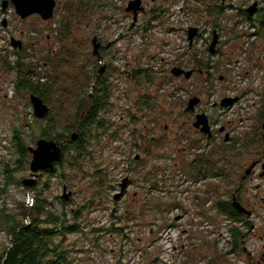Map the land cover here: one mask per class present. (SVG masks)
<instances>
[{"label":"rangeland","instance_id":"374dc122","mask_svg":"<svg viewBox=\"0 0 264 264\" xmlns=\"http://www.w3.org/2000/svg\"><path fill=\"white\" fill-rule=\"evenodd\" d=\"M4 1L0 0V206L6 214L19 219L23 215L29 222L27 213L41 190L54 209L61 213L64 210L61 202H65L63 189L67 186L68 192H72L69 205L65 208L71 213L69 217L83 212L80 222L83 232L68 234L66 243L76 264H247L249 252L264 251V240L261 242L264 232L244 228L239 222L231 223L213 209L215 199L222 197L220 188L218 191L219 184L208 189V184L204 182L192 184L195 192L191 196L185 193L190 186L187 182H193L194 172L189 170L193 159L189 145L198 138L192 126L193 114L187 110L189 102L199 97L202 102L197 111L214 114L213 104L229 95L227 91L232 87L218 81L223 68L217 70L216 82L206 83L207 80L202 78L193 63L194 52L203 60L207 59L206 41L196 42V47L192 49L186 32L189 27L201 25L208 33L214 23L223 26L229 19L232 25L236 13L228 6L232 4V8H241L243 0L226 1L228 10H225L224 19L218 18L213 9L216 0H203L205 4L193 8L177 0H143L146 9L135 26L134 17L126 12L132 0H114L107 13L110 21H103L100 8H96L91 17L73 22L67 46L79 50L81 58L85 56L81 65L91 70L98 64V72L107 65L110 71L113 84L111 106L103 114L110 123L107 124V133L106 130L104 133L95 129L98 137L91 138V154L82 162L80 169H74L69 159L57 174H40L36 186L38 191L23 184L33 177V155L29 151L28 159L21 164L14 136L18 130L28 150L35 149L42 139V126L46 124L38 122L40 120L35 117L31 94L16 96L15 73L5 69L2 59L8 57L9 61L15 62L18 57L16 52L27 51L49 67L47 58L50 56L57 60L63 51L56 31L62 26L65 8L71 0H56L55 18L50 21H44L37 15L22 20L12 3L4 11ZM103 15L106 16L105 13ZM4 20L8 21L6 28L3 27ZM95 37L103 44L99 56L94 53ZM13 38L23 42L22 49H15ZM207 38L208 34H205L203 39ZM146 67H154L157 78L151 82L143 80L137 86L131 81L129 73ZM176 67L188 72L195 70L196 73L191 79L178 78L171 72ZM67 74L75 76L71 70ZM97 74L90 84L80 81L81 91L85 90V93L80 91L79 94L85 96L84 100L91 99ZM144 97H148L146 102L151 103L150 108L143 105L146 102H138ZM253 101L257 98H251L249 105H253ZM240 108L226 111V114L217 112L216 116L221 124L236 130V135L244 134L251 122L241 124L236 114L241 111ZM67 109L75 115L78 102L68 105ZM251 113L250 110L245 111L248 117ZM232 120H236V124H230ZM69 125V121L61 119L59 134L69 135ZM114 135L117 138H113ZM183 157L188 159L184 164L181 163ZM8 170H11L10 173ZM102 173L106 176V181H103L105 187L98 184ZM130 176L135 181L134 185L127 188L128 193L126 190L120 199L115 200V195L121 191L122 180ZM150 178L155 179L151 182L159 183L158 189H153L150 182L146 184ZM209 190L213 200L205 214H200L206 191ZM147 194L151 195L152 202L143 209L141 200ZM25 198L33 202L26 203ZM180 198L181 206L185 204L196 210L195 213L189 212V219L196 221L192 225L178 222L179 207L169 210L173 204H179ZM90 202L93 204L86 208ZM207 217L211 221L206 224ZM253 219L260 226L264 210L256 209ZM234 223L244 235L250 233L247 253L243 252V245L239 247V252H234L230 242V225ZM114 226L124 231H106ZM0 234L9 238L8 245L0 243L1 255L12 246V238L2 227Z\"/></svg>","mask_w":264,"mask_h":264},{"label":"trees","instance_id":"16d2710c","mask_svg":"<svg viewBox=\"0 0 264 264\" xmlns=\"http://www.w3.org/2000/svg\"><path fill=\"white\" fill-rule=\"evenodd\" d=\"M113 1L71 0L65 8V16L61 20L62 26H59V29L56 31L59 34V42L62 44L63 51L57 57L58 61L52 59L50 56L47 58L48 63L50 62L49 67L42 64V61H39V59H35L27 51L22 53L16 52L18 57L15 62L9 61L8 57L2 59L5 69L11 73H15L14 89L16 96H24V94L37 95L50 107L49 116L38 121L46 124V126H42L41 138L55 141L64 140L65 142L62 145V159L55 164L53 169L42 174H57L60 168L65 167V163L69 159L74 169H80L82 162L91 154V138L98 137V134L95 135V129L98 131L102 130L104 133L106 130L107 133V124L110 122L104 119L103 114L111 106L113 84L111 83L110 71L107 69L105 73L99 74L98 64L92 67V71L81 65L80 62L85 56L81 58L80 51L68 47L67 42L71 37L72 23L86 17H91L97 11L96 8H100V15L103 21H110L107 13L113 6ZM186 1L188 6L192 5L190 8L195 7L192 0ZM103 13L106 14L105 17ZM197 56L198 53L194 52L193 63L195 67L201 70L207 69L202 66L201 61L197 60ZM60 70L65 72L61 73ZM69 70L75 73L74 77H71V74H67ZM95 74L97 75L92 97L90 100H84L85 96L83 97L81 93H85V90L81 91L80 81H87L90 84L94 80ZM156 74L154 67L140 68L133 71V76L130 79L137 86H140L143 80L151 82L156 79ZM80 91L81 93L79 94ZM146 99L148 97H144L138 102H146ZM76 102H78V111L73 115L69 112L67 106H71ZM143 105L150 108L151 103L146 102ZM61 119H65L70 123L67 131L69 135L67 136H63L58 132L59 121ZM79 127H81L80 135L76 141L71 143V134L77 132ZM14 138L18 144L22 164L28 159L29 150L21 139L18 130L15 132ZM113 138L117 137L114 135ZM10 171L8 170V173ZM206 171H208V168ZM206 171L201 167L196 169L195 172L199 176H202V173ZM105 177L103 173L99 175L98 180L100 182L98 181V184H102L101 187L106 186V183H103V181H106ZM153 180L155 179L150 178L148 182L152 183L153 189H158L159 183L157 181L151 182ZM34 190L38 191V188L35 187ZM197 198L200 199V196ZM35 200L29 214L27 213L29 222L23 215L19 219V217H15L14 215L6 214L4 208L0 206V227L5 229L12 238V243L10 244L12 246L1 253L0 262H4L5 264H76L75 259L71 256V250L66 247V243L68 234L83 232L80 223L83 218V212L79 211L72 215V217H69L71 213H68L65 208L69 205L70 201H62L64 210L59 213L54 209L52 202L44 195L42 190L38 192L37 199ZM212 200L211 190L206 191V198L203 204L205 205ZM89 204L93 203H88V207L86 206V208H89ZM212 206L219 214L228 220L231 219V223L241 216L237 211L230 209L221 196L215 199ZM174 207H179L178 203L173 204L169 210ZM201 212L200 214H204L203 210ZM230 229L232 237L230 242L233 247L239 249L244 233L238 228L237 223L231 224ZM106 231L112 233L123 232L124 230L114 226V228H109Z\"/></svg>","mask_w":264,"mask_h":264},{"label":"flooded vegetation","instance_id":"af4514ba","mask_svg":"<svg viewBox=\"0 0 264 264\" xmlns=\"http://www.w3.org/2000/svg\"><path fill=\"white\" fill-rule=\"evenodd\" d=\"M180 1L187 4L186 0ZM226 1L231 2L232 0H216V4L213 6L218 18L224 19L225 10H228ZM192 2L195 6L206 3L203 0H192ZM243 3L241 8H232V4L228 6L236 13V17L234 20L232 19V25H230L231 19H229L223 26L217 24L218 27L214 23L208 33L204 31L205 28L201 25L189 27L186 32L190 42L189 47L192 49L196 47V42L206 41L207 59L203 60L201 55L197 56V60L201 61L202 66L207 68L205 70L197 68L202 78L207 80L206 83L213 84L216 82L217 70L223 68L218 76V81L226 82L232 87H229L230 90L227 91L229 95L223 96L219 103L213 104L212 111L215 115L208 111H197L202 100L194 111H190L193 114L192 126L198 138L197 141H193L189 145L190 154L193 156L189 170L194 172L192 175L193 182H187L190 186L185 193L191 196L195 192L192 189V184L204 182L208 184L207 189L211 185L219 184L218 191L220 188L222 199L230 209L241 215L235 222H239L242 227L252 231L264 232V220H261L263 225L257 226L253 219L256 209L262 208L264 210V0H243ZM127 13L135 17L134 13ZM190 28L197 30L192 41L189 35ZM205 34H208L209 38L204 40ZM214 41H216V46L211 50ZM102 49L103 46L99 53L102 52ZM105 67L106 70L103 73L108 69L107 65ZM101 70L99 74H101ZM192 72L191 78L196 73L195 70ZM132 76L133 72L129 73V77ZM180 77L186 78L185 76ZM253 97H256L257 101H253V105H249ZM225 99L234 100V103L223 107L222 102ZM240 106L241 111L236 114L237 117H240L241 124L249 120L251 122L244 134L236 135V130L230 125L221 124L216 116L217 112L226 114V111H233ZM246 110L252 112L250 117L245 114ZM201 115L207 116L210 127L208 134L203 133L195 126ZM232 122L236 124V120L230 121V124ZM185 150L188 149L185 148ZM183 158L182 164L188 160L186 157ZM201 167L205 171L208 168V171L199 176L195 171ZM183 168L188 170V167L183 166ZM216 169L217 171H215ZM134 182L130 176L128 189L134 185ZM146 184H149L148 181ZM147 195L144 200H141L143 201V209L151 205L149 202H152L151 195ZM135 196H138L137 192H135ZM181 202L180 198L178 205ZM209 206L210 201L205 205L202 203L201 209L205 211ZM237 206H240L244 212L239 211ZM179 208L181 212L176 218L179 223L187 222L192 225L196 222L194 219H189V212H196L194 208L190 209L185 204L180 205ZM210 221L208 218L205 223H210ZM228 221L231 222V219ZM187 233L189 236L192 235L190 232ZM249 238L250 233L241 238L243 244L241 243L240 246L243 245V252L245 253H247ZM261 239L262 242L264 236ZM234 252H239L238 248L234 247ZM248 255L249 262L247 264H264V251L255 254L249 252Z\"/></svg>","mask_w":264,"mask_h":264},{"label":"water","instance_id":"95a60500","mask_svg":"<svg viewBox=\"0 0 264 264\" xmlns=\"http://www.w3.org/2000/svg\"><path fill=\"white\" fill-rule=\"evenodd\" d=\"M12 3L15 7L16 13L18 16L21 17L22 20H26L27 18L37 15L40 16L44 21H50L55 18V11L57 8V1L56 0H5L3 2V9L4 11L7 10L8 6ZM127 12L134 13V23L133 26L139 20V16L141 13L145 12V7L143 6V0H132L127 8ZM8 21H3V27H7ZM197 30L194 28H190L189 35L191 41L193 40ZM12 45L15 49H22L23 42L16 40L15 38L12 39ZM94 45V53L95 55L99 56V50L103 46L99 39L95 37L93 39ZM216 46V41H214L213 45L211 46V50L214 49ZM106 70L104 67L100 73H103ZM172 73L176 77L185 76L186 78H191L193 75L192 71H186L179 67H176L172 70ZM31 102L34 107V114L38 120H43L50 114V107L45 103V101L37 96L31 95ZM201 99L199 97H194L190 100L187 110L194 111L196 106L199 105ZM234 100L225 99L222 102L223 107H227L232 105ZM84 115V114H83ZM196 128L200 129L203 133L208 134L210 132V127L208 124L207 116L201 115L199 116L197 122L195 123ZM81 127L78 128L77 132L73 133L70 139V142H74L78 139L80 135ZM65 142L62 141H55V140H48V139H40L37 142L36 148H30L29 151L33 155V159L31 162V171L33 173V177L31 179H27L23 182V184L28 188H34L38 184V178L40 174L51 170L54 168L55 164L58 163L63 156V149L62 145ZM139 160V157H137ZM129 187V178H125L121 184V191L115 195V200L120 199L126 192L127 188ZM63 199L65 202H69L72 198V192H68V187L64 186L63 189ZM239 211L244 212V210L237 206ZM0 264H5L1 262Z\"/></svg>","mask_w":264,"mask_h":264},{"label":"clouds","instance_id":"9594fccd","mask_svg":"<svg viewBox=\"0 0 264 264\" xmlns=\"http://www.w3.org/2000/svg\"><path fill=\"white\" fill-rule=\"evenodd\" d=\"M25 202L31 204L33 201H31L29 198H25ZM0 243H3L4 245H8L9 238L6 235L0 234Z\"/></svg>","mask_w":264,"mask_h":264}]
</instances>
